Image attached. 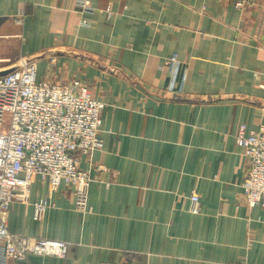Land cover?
I'll return each mask as SVG.
<instances>
[{
  "label": "crops",
  "instance_id": "crops-1",
  "mask_svg": "<svg viewBox=\"0 0 264 264\" xmlns=\"http://www.w3.org/2000/svg\"><path fill=\"white\" fill-rule=\"evenodd\" d=\"M91 1L0 0V75L37 60L40 80H79L105 103L104 147L80 156L88 212L37 175L10 206L12 233L70 245L30 263L264 264V209L241 198L236 143L264 124V0Z\"/></svg>",
  "mask_w": 264,
  "mask_h": 264
},
{
  "label": "built area",
  "instance_id": "built-area-1",
  "mask_svg": "<svg viewBox=\"0 0 264 264\" xmlns=\"http://www.w3.org/2000/svg\"><path fill=\"white\" fill-rule=\"evenodd\" d=\"M246 2L236 0L237 7H244ZM77 7L89 11L92 1L77 0ZM49 61L56 62V56L49 57ZM176 61L175 55L165 65ZM104 108L105 103L79 80H40L37 60H22L12 72L0 76V264H31L30 256H68L70 245L65 241L12 233L9 210L17 198L27 202L28 187L37 175L54 191L62 184L72 187L76 211L88 212L93 178L81 168L80 156L103 149ZM236 143L247 161L241 198L264 209V124L250 133L242 125ZM190 200L192 212L199 213V195L193 193ZM49 208L46 200L35 203V219L43 217Z\"/></svg>",
  "mask_w": 264,
  "mask_h": 264
},
{
  "label": "water",
  "instance_id": "water-1",
  "mask_svg": "<svg viewBox=\"0 0 264 264\" xmlns=\"http://www.w3.org/2000/svg\"><path fill=\"white\" fill-rule=\"evenodd\" d=\"M13 70H10V71H8V72H6V73H4V74H2V75H0V76H4V75H7V74H9L10 72H12Z\"/></svg>",
  "mask_w": 264,
  "mask_h": 264
},
{
  "label": "bare ground",
  "instance_id": "bare-ground-1",
  "mask_svg": "<svg viewBox=\"0 0 264 264\" xmlns=\"http://www.w3.org/2000/svg\"><path fill=\"white\" fill-rule=\"evenodd\" d=\"M246 6H247V5H246ZM246 6H245V7H246Z\"/></svg>",
  "mask_w": 264,
  "mask_h": 264
}]
</instances>
